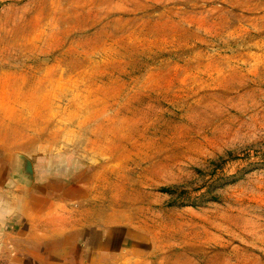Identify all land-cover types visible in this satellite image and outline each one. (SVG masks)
<instances>
[{"label":"rangeland","instance_id":"374dc122","mask_svg":"<svg viewBox=\"0 0 264 264\" xmlns=\"http://www.w3.org/2000/svg\"><path fill=\"white\" fill-rule=\"evenodd\" d=\"M0 264H264V0H0Z\"/></svg>","mask_w":264,"mask_h":264},{"label":"trees","instance_id":"16d2710c","mask_svg":"<svg viewBox=\"0 0 264 264\" xmlns=\"http://www.w3.org/2000/svg\"><path fill=\"white\" fill-rule=\"evenodd\" d=\"M211 165H212L213 167L216 168L217 163L212 162ZM212 172H214V171H212ZM198 173H199V172H198ZM209 178H212V177H209ZM195 190H197V189H195ZM173 191H176V190H174V189H172V190H167V193L171 195V194H173ZM193 192H194V191H193ZM210 198H212V197H210ZM205 200H206V202H208V199H205Z\"/></svg>","mask_w":264,"mask_h":264}]
</instances>
